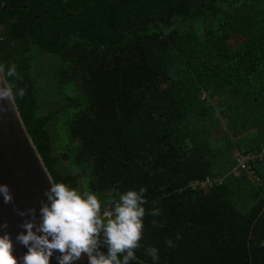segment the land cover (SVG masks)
<instances>
[{
    "label": "trees",
    "instance_id": "obj_1",
    "mask_svg": "<svg viewBox=\"0 0 264 264\" xmlns=\"http://www.w3.org/2000/svg\"><path fill=\"white\" fill-rule=\"evenodd\" d=\"M0 63L57 182L147 189L130 264H264V0H0Z\"/></svg>",
    "mask_w": 264,
    "mask_h": 264
},
{
    "label": "clouds",
    "instance_id": "obj_2",
    "mask_svg": "<svg viewBox=\"0 0 264 264\" xmlns=\"http://www.w3.org/2000/svg\"><path fill=\"white\" fill-rule=\"evenodd\" d=\"M19 79L15 63L8 66L0 63V112L5 111L3 101L7 100L15 111L17 97L25 96V89L17 88L14 82ZM45 174L50 187L44 193L46 201L40 202L39 222L35 208L17 209L18 215L26 219L21 224L24 231L15 240L27 252L21 258L14 255L11 233L5 231L8 224L0 222V264H51L54 253H59L58 264H75L84 255L89 264H130L136 258L135 252L143 239L146 188L120 193L114 187L111 191L117 198L101 200L93 191L73 188L57 182L47 171ZM0 197L5 204L13 202L5 184H0ZM148 214L155 217L161 212L153 208ZM152 224L159 226L156 220ZM176 238L181 237L177 234ZM166 243L175 247L171 239ZM146 252L154 261L159 260L157 248L148 247Z\"/></svg>",
    "mask_w": 264,
    "mask_h": 264
},
{
    "label": "water",
    "instance_id": "obj_3",
    "mask_svg": "<svg viewBox=\"0 0 264 264\" xmlns=\"http://www.w3.org/2000/svg\"><path fill=\"white\" fill-rule=\"evenodd\" d=\"M2 106L5 111L0 112V184L9 187L13 202L5 204L0 197V222H7L5 231L11 233L14 255L21 258L27 248L17 243L15 237L24 231L21 224L26 217L19 216L17 209L35 208L39 222L40 202L46 201L44 193L50 187L45 174L49 171L27 132L18 107L11 110L7 100ZM57 255L59 253H54L51 264H58ZM75 264H89L88 257L82 256Z\"/></svg>",
    "mask_w": 264,
    "mask_h": 264
},
{
    "label": "built area",
    "instance_id": "obj_4",
    "mask_svg": "<svg viewBox=\"0 0 264 264\" xmlns=\"http://www.w3.org/2000/svg\"><path fill=\"white\" fill-rule=\"evenodd\" d=\"M237 171L241 169L243 172V175L247 176L250 179H258L255 171L251 168L250 160L253 159V156L251 155H238L237 156ZM218 180V179H217ZM213 181L209 176H206L204 178H196L193 179L189 185L193 188H204L208 184H211Z\"/></svg>",
    "mask_w": 264,
    "mask_h": 264
},
{
    "label": "rangeland",
    "instance_id": "obj_5",
    "mask_svg": "<svg viewBox=\"0 0 264 264\" xmlns=\"http://www.w3.org/2000/svg\"><path fill=\"white\" fill-rule=\"evenodd\" d=\"M218 132H219V130H216L214 134H216V133H218ZM263 147H264V146H263ZM235 152H238V151H234V153H235ZM236 154H237V153H236ZM236 154H234V157H235ZM263 155H264V149L260 152V154H259L258 156H259V157H262ZM237 159H238V158H237ZM232 172L235 173V174L238 173V171H237L236 168H234Z\"/></svg>",
    "mask_w": 264,
    "mask_h": 264
}]
</instances>
